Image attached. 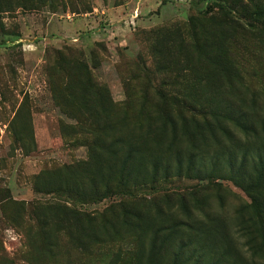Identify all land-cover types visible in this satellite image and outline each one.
Here are the masks:
<instances>
[{"label": "rangeland", "instance_id": "1", "mask_svg": "<svg viewBox=\"0 0 264 264\" xmlns=\"http://www.w3.org/2000/svg\"><path fill=\"white\" fill-rule=\"evenodd\" d=\"M228 3L0 0V264H264V177L211 157L264 156V0ZM167 97L257 134L194 138ZM123 178L140 203L108 191ZM6 198L63 210L47 225Z\"/></svg>", "mask_w": 264, "mask_h": 264}, {"label": "trees", "instance_id": "2", "mask_svg": "<svg viewBox=\"0 0 264 264\" xmlns=\"http://www.w3.org/2000/svg\"><path fill=\"white\" fill-rule=\"evenodd\" d=\"M209 3H214L219 5L220 7L218 10L221 13H224V10H228L230 13H232L230 10L232 9L229 2V0H206ZM165 3V2H164ZM225 4H227L225 6ZM217 10V11H218ZM201 11H204L203 9ZM167 100L173 104L175 107H177L180 115L183 118V122H185V128L187 133H189L192 137L194 138H207V137H217V131L224 132L225 134V127L226 126H233L234 128L238 129V132H245L246 136L250 137L251 135H256L257 134V129L253 125L255 119H250L245 113L237 110H232V109H225V108H207L203 110L199 109H193V108H186L184 105V102L179 100V99H172L167 97ZM172 122V121H171ZM175 128H178L177 125L172 122ZM189 123V124H188ZM256 123V121H255ZM124 144L120 139L114 140L110 146H109V151L112 152L113 154H122L126 155V157L129 156V159H131V155L136 153L137 150H134L132 148H125L123 146ZM195 147V145H193ZM105 149V147H103ZM241 155L240 157V162L237 161L238 156ZM259 154H254L250 148H242L239 150H229L228 148H224L221 150H218L215 154H213L211 157H216L217 160H219L221 157L223 159H226L229 165V172L232 174L233 179H239L241 183L244 184V175H245V169L248 167L249 162H254V170L255 173H258L261 178L264 177V156L259 155ZM254 158H256L257 162L254 161ZM216 161V160H215ZM211 163V167L208 168V173L209 175H214L216 171H218L217 162ZM192 162V159H191ZM192 168V167H191ZM178 175H183L184 173V168L182 165H178ZM222 170V168H220ZM160 171V168L158 165H155L154 168V175L157 176ZM166 173L169 171V167L165 168ZM192 170H186V174L191 172ZM129 177V176H128ZM214 177L216 180H225V178L222 177ZM79 178V177H78ZM212 178V179H214ZM157 179L155 177V180L153 181L156 183ZM111 188L115 189L119 193L122 194L123 200L125 198H130L135 203H140L141 199L136 196L135 192L138 188V185L135 183H130V181L126 180L125 178L121 179L115 184H110L108 185V191L111 192ZM251 192L249 191V194ZM252 197H255V194H251ZM7 201L10 203H13L19 209L24 215H27L30 220H34L36 218L38 223H41L42 221H45L47 225H49L47 222L50 221L51 216L54 215L55 213H59L61 217V212L62 208L61 205L58 206H48L47 210H44L43 207H37V206H22V204H19L13 199ZM122 200V201H123ZM127 212L126 208L123 211V214ZM257 213V212H256ZM78 216L80 219H91L92 221H96L98 216H93L90 215L87 212L79 213ZM25 227L28 228L27 223H25Z\"/></svg>", "mask_w": 264, "mask_h": 264}]
</instances>
